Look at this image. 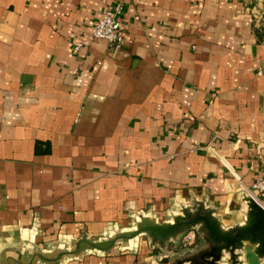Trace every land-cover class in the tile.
I'll list each match as a JSON object with an SVG mask.
<instances>
[{
	"label": "crops",
	"instance_id": "obj_1",
	"mask_svg": "<svg viewBox=\"0 0 264 264\" xmlns=\"http://www.w3.org/2000/svg\"><path fill=\"white\" fill-rule=\"evenodd\" d=\"M117 1L0 0V264L197 202L226 228L245 218L264 163V0H123L120 49L93 38ZM204 246L192 230L167 254ZM165 255L142 236L54 264Z\"/></svg>",
	"mask_w": 264,
	"mask_h": 264
},
{
	"label": "water",
	"instance_id": "obj_2",
	"mask_svg": "<svg viewBox=\"0 0 264 264\" xmlns=\"http://www.w3.org/2000/svg\"><path fill=\"white\" fill-rule=\"evenodd\" d=\"M243 202L247 210L243 222L235 227L226 228L216 216V209L197 202V208L182 207L180 214L172 221L158 223L150 215L137 216L136 226L126 232L115 230L107 238L95 241L88 234L72 240L69 249L36 253L25 263L22 256L7 260L4 264H54L67 260H78L88 252L109 253L120 247L129 250L142 236H146L152 248H158L166 254L160 264H242L240 260L246 247H254L259 259H264V207L251 195H245ZM192 230L202 236L205 246L184 257L172 258L168 245Z\"/></svg>",
	"mask_w": 264,
	"mask_h": 264
},
{
	"label": "built area",
	"instance_id": "obj_3",
	"mask_svg": "<svg viewBox=\"0 0 264 264\" xmlns=\"http://www.w3.org/2000/svg\"><path fill=\"white\" fill-rule=\"evenodd\" d=\"M123 11V0H118L115 3L108 5L102 14L101 20L94 28V40L105 41L108 45L117 49L122 48L124 44L121 21ZM82 47V43L76 45L77 50H80ZM251 190V196L261 204V200H264V163L262 166L261 175L254 183Z\"/></svg>",
	"mask_w": 264,
	"mask_h": 264
},
{
	"label": "rangeland",
	"instance_id": "obj_4",
	"mask_svg": "<svg viewBox=\"0 0 264 264\" xmlns=\"http://www.w3.org/2000/svg\"><path fill=\"white\" fill-rule=\"evenodd\" d=\"M264 5V4H263ZM261 12H264V6H263V9L260 10ZM255 16H256V20L258 22V26H259V29H261L262 31H264V15L261 14L260 12H256L255 13ZM197 208V206H196Z\"/></svg>",
	"mask_w": 264,
	"mask_h": 264
},
{
	"label": "trees",
	"instance_id": "obj_5",
	"mask_svg": "<svg viewBox=\"0 0 264 264\" xmlns=\"http://www.w3.org/2000/svg\"><path fill=\"white\" fill-rule=\"evenodd\" d=\"M260 31H262V30H260ZM260 31H259V32H260ZM259 32H258V34H259L260 36H262V34H261L262 32H260V33H259Z\"/></svg>",
	"mask_w": 264,
	"mask_h": 264
}]
</instances>
